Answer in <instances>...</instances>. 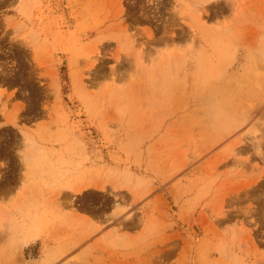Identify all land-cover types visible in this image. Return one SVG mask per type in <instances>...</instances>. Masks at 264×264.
Here are the masks:
<instances>
[{"label":"rangeland","instance_id":"obj_1","mask_svg":"<svg viewBox=\"0 0 264 264\" xmlns=\"http://www.w3.org/2000/svg\"><path fill=\"white\" fill-rule=\"evenodd\" d=\"M261 51L264 0H0V264H264Z\"/></svg>","mask_w":264,"mask_h":264},{"label":"bare ground","instance_id":"obj_2","mask_svg":"<svg viewBox=\"0 0 264 264\" xmlns=\"http://www.w3.org/2000/svg\"><path fill=\"white\" fill-rule=\"evenodd\" d=\"M263 53H264V52H263ZM263 53H262V51H261L260 54H263ZM253 132H254V131H253ZM24 141H25V143H26L27 146L32 145V141L30 140L29 137L25 136ZM26 148H27V147H26ZM258 148H259V147L256 146V149H257V150H258ZM27 149H28V148H27ZM238 151H239V150H238ZM238 151H237V150H233V149H231L230 152H231L232 155H236V154H238ZM235 157H236V156H235ZM27 158H28V157H27V155H26V153H25L24 156H23L24 166H26V167L28 166V167H29V164H28ZM123 211H124V210H123ZM127 212H128V211H127ZM127 212H126V213H127ZM122 213L125 214L124 217H127V218L129 217V213L126 214L125 211L122 212ZM122 217H123V216H122Z\"/></svg>","mask_w":264,"mask_h":264}]
</instances>
